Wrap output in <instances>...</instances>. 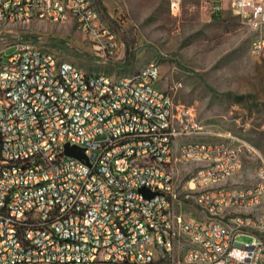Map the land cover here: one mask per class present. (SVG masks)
<instances>
[{"label":"built area","instance_id":"obj_1","mask_svg":"<svg viewBox=\"0 0 264 264\" xmlns=\"http://www.w3.org/2000/svg\"><path fill=\"white\" fill-rule=\"evenodd\" d=\"M201 3L238 16L264 58V0ZM38 21L75 27L106 60L119 55L94 0H0V26ZM4 52L0 264H264L263 152L176 105L157 85L158 61L115 76L30 44ZM245 175L251 183L236 180Z\"/></svg>","mask_w":264,"mask_h":264},{"label":"rangeland","instance_id":"obj_2","mask_svg":"<svg viewBox=\"0 0 264 264\" xmlns=\"http://www.w3.org/2000/svg\"><path fill=\"white\" fill-rule=\"evenodd\" d=\"M94 1L117 32V58L96 55L83 33L51 21L1 25L0 51L5 49L6 57L17 45L30 44L75 61L88 73L115 76L156 60L157 85L171 92L176 105L193 108L202 124L232 131L264 154V58L251 52V32L238 16L229 11L213 16L201 0H181L179 9L172 0H101L102 6ZM177 171L181 182L187 170ZM236 180L252 181L248 175Z\"/></svg>","mask_w":264,"mask_h":264},{"label":"water","instance_id":"obj_3","mask_svg":"<svg viewBox=\"0 0 264 264\" xmlns=\"http://www.w3.org/2000/svg\"><path fill=\"white\" fill-rule=\"evenodd\" d=\"M65 154L69 157L85 160L88 163V157L85 154V149L76 145L65 144ZM140 191L148 197L155 195V192H150L146 187H141Z\"/></svg>","mask_w":264,"mask_h":264},{"label":"trees","instance_id":"obj_4","mask_svg":"<svg viewBox=\"0 0 264 264\" xmlns=\"http://www.w3.org/2000/svg\"><path fill=\"white\" fill-rule=\"evenodd\" d=\"M97 2H98V4L99 5H101L102 6V2H101V0H97ZM221 14H213V16H220ZM129 62H128V64L127 65H129L130 66V62H131V60H128Z\"/></svg>","mask_w":264,"mask_h":264}]
</instances>
